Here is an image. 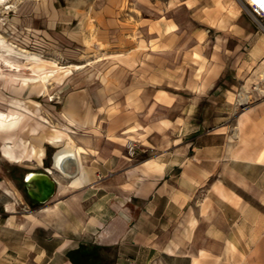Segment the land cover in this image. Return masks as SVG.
I'll return each mask as SVG.
<instances>
[{
    "label": "crops",
    "instance_id": "crops-1",
    "mask_svg": "<svg viewBox=\"0 0 264 264\" xmlns=\"http://www.w3.org/2000/svg\"><path fill=\"white\" fill-rule=\"evenodd\" d=\"M66 17L81 51L31 131L55 153L75 140L80 170L52 158L45 203L0 179V264H264V101L235 113L226 79L264 72L240 0H90Z\"/></svg>",
    "mask_w": 264,
    "mask_h": 264
},
{
    "label": "rangeland",
    "instance_id": "rangeland-1",
    "mask_svg": "<svg viewBox=\"0 0 264 264\" xmlns=\"http://www.w3.org/2000/svg\"><path fill=\"white\" fill-rule=\"evenodd\" d=\"M89 1L0 0V179L15 184L26 202L31 197L25 178L31 172H41L45 166H50L55 153L50 144L44 145L50 139L47 130L35 133L31 131L32 126L37 121L44 126L52 120L48 109L51 104L56 105L55 111L61 110L63 92L57 93L58 73L69 64L70 52L81 51L79 43L72 42V33L79 30L78 25L69 23L66 16L73 2L85 5ZM241 5L250 14L242 2ZM172 11H179V6ZM85 43L88 50H93V41ZM226 75L232 83L230 99L235 113L264 101V72H240L232 68ZM220 83L223 85V80ZM11 108L27 116L5 120L3 116L10 114ZM36 130L37 127H33V131ZM26 207L19 202L18 209Z\"/></svg>",
    "mask_w": 264,
    "mask_h": 264
},
{
    "label": "bare ground",
    "instance_id": "bare-ground-1",
    "mask_svg": "<svg viewBox=\"0 0 264 264\" xmlns=\"http://www.w3.org/2000/svg\"><path fill=\"white\" fill-rule=\"evenodd\" d=\"M73 64H75V63H73ZM76 67L79 68L80 65L78 64ZM244 99H246V97ZM83 107H84V105H83ZM20 116H24V119H25L27 114L21 110L11 108V113L10 114H4L3 117L5 120L11 121V120H15V119L19 118ZM44 121H48V120H44ZM21 128H22V126H21ZM51 140H53V139H51ZM14 143H16V142H14ZM81 154H82L81 153V146H78L75 143V140H73L72 138H69V140H67L65 144L63 143V145L60 147V149L56 153L55 161L53 164L59 172H61L63 174L74 175L80 170L78 162L80 163ZM52 172L53 171H51V173Z\"/></svg>",
    "mask_w": 264,
    "mask_h": 264
},
{
    "label": "water",
    "instance_id": "water-1",
    "mask_svg": "<svg viewBox=\"0 0 264 264\" xmlns=\"http://www.w3.org/2000/svg\"><path fill=\"white\" fill-rule=\"evenodd\" d=\"M56 153L53 156L52 162V166L54 167V169H57L53 165ZM26 181L28 183H31L28 189L30 195H32V197H34L37 201L41 203L47 202L50 197H52V195L55 193V180L52 179L51 176L46 172H31L27 175Z\"/></svg>",
    "mask_w": 264,
    "mask_h": 264
},
{
    "label": "built area",
    "instance_id": "built-area-1",
    "mask_svg": "<svg viewBox=\"0 0 264 264\" xmlns=\"http://www.w3.org/2000/svg\"><path fill=\"white\" fill-rule=\"evenodd\" d=\"M249 10L251 16L257 23V25L264 31V0L256 2V0H240ZM135 146H129V152L131 155L135 154Z\"/></svg>",
    "mask_w": 264,
    "mask_h": 264
},
{
    "label": "flooded vegetation",
    "instance_id": "flooded-vegetation-1",
    "mask_svg": "<svg viewBox=\"0 0 264 264\" xmlns=\"http://www.w3.org/2000/svg\"><path fill=\"white\" fill-rule=\"evenodd\" d=\"M30 184H31V183H28V182H27V192H28L29 195H30V193H29V190H28V189H29V185H30ZM30 197H31L32 199L34 198V197H32V195H30ZM34 199H35V198H34Z\"/></svg>",
    "mask_w": 264,
    "mask_h": 264
},
{
    "label": "snow or ice",
    "instance_id": "snow-or-ice-1",
    "mask_svg": "<svg viewBox=\"0 0 264 264\" xmlns=\"http://www.w3.org/2000/svg\"><path fill=\"white\" fill-rule=\"evenodd\" d=\"M256 2H260V0H256Z\"/></svg>",
    "mask_w": 264,
    "mask_h": 264
}]
</instances>
